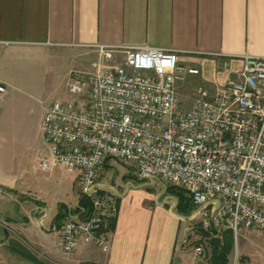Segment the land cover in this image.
<instances>
[{"label":"crops","instance_id":"obj_1","mask_svg":"<svg viewBox=\"0 0 264 264\" xmlns=\"http://www.w3.org/2000/svg\"><path fill=\"white\" fill-rule=\"evenodd\" d=\"M99 46L176 51L180 64L199 70L183 85L198 84L187 98L201 85L212 94L241 69V56L264 57V0H0V84L5 88L0 97V232L5 238L0 250L24 251V243H34L41 249V264H206L205 247L201 263L193 257V245L201 243L191 245L195 239H188L186 218L157 192L146 202L136 188L125 185L122 193L100 180L117 193V212L101 228L109 248L80 244L69 255L60 249L59 229L67 218H86L75 184L73 199L65 195L59 207L41 196L36 201L43 206L24 201L33 176L41 170L48 176L58 167H40L46 153L40 120L58 100L50 102L49 96L65 95L69 73L90 70ZM204 68L212 78L203 85ZM35 223L41 227L38 238L16 239L15 230L35 238L30 229Z\"/></svg>","mask_w":264,"mask_h":264},{"label":"built area","instance_id":"obj_2","mask_svg":"<svg viewBox=\"0 0 264 264\" xmlns=\"http://www.w3.org/2000/svg\"><path fill=\"white\" fill-rule=\"evenodd\" d=\"M97 51L90 70L68 75L73 100L52 102L39 124L46 146L41 169L78 171V196L90 205L85 220L67 218L60 227L62 253L80 244L108 250L101 228L117 212V193L98 177L110 159L128 164L141 180L188 192L189 220L198 218L204 232L229 230L236 237L245 228L264 234V57L241 56L234 76L212 94L198 87L183 106L178 90L199 70L180 64L176 51ZM203 248H192L198 263Z\"/></svg>","mask_w":264,"mask_h":264},{"label":"rangeland","instance_id":"obj_3","mask_svg":"<svg viewBox=\"0 0 264 264\" xmlns=\"http://www.w3.org/2000/svg\"><path fill=\"white\" fill-rule=\"evenodd\" d=\"M114 59L116 61L115 64H119L117 55H114ZM179 61V57H178ZM180 62V61H179ZM181 63L187 64L188 61H181ZM78 63L75 65L77 67ZM106 66L112 65V62L106 63ZM88 68V67H87ZM212 70L209 69V71ZM204 74L203 77L201 76L202 80L199 83H202L203 85L205 82H211L212 74L209 76L207 74V69H203ZM189 79V78H188ZM188 81V80H187ZM197 83H191L190 86H183V88L179 89V95L183 96L181 97V102L183 106H189L191 103V100L193 98H187L191 94V91L195 86H197ZM202 86V85H201ZM193 87L192 89H189ZM53 93L49 96V101L51 102L53 99L56 100H73V97L68 95L67 93L62 95V93ZM49 172V171H48ZM77 171H74L73 174L66 173L62 168L59 166L52 171L48 176L46 175V171H42L38 173L39 176H36L32 178V184L31 189L32 192L29 193V197H23L26 200H32L30 201L31 204L34 205V203L37 205L40 201H36L37 196H41V201L45 202L47 205H54L57 204V207L61 206L62 199H64L66 196H71L70 199H73L72 196V183L75 184V190L77 187V190L79 189L80 185V178L77 175ZM100 176L98 177L99 180H104L107 184L113 185L117 188V190H122L121 192L124 193L125 185H128L129 189L136 188L135 193H141L144 197V200L146 202H151V198L154 192L159 194L160 201L167 198V201H169L167 204L169 206L174 205V209L176 210L177 205V199L169 194V192L166 190L165 186H169V184L162 185L158 182H154L153 185H149V183H138L137 181H143L138 178L134 172V170L126 163L117 160V159H110L106 161L104 164L102 170L100 171ZM128 176V178L126 176ZM125 177V178H124ZM127 178V179H126ZM120 185V186H119ZM148 186V187H147ZM133 190L130 192L132 193ZM64 197V198H62ZM31 198V199H30ZM68 199V200H70ZM155 202V200H153ZM41 203V202H40ZM117 203V202H116ZM41 206L43 204L41 203ZM66 206V205H65ZM64 209V207H61ZM190 216V215H189ZM189 216H184L187 220V225L191 228V234H189L188 239H195L193 242H191V245L196 243L203 244V247H205V250L207 251V257L209 254V244L208 239L206 237H203V235L200 232H197L198 229H200L202 232H204L200 228L199 219L196 218L194 220H189ZM30 228L32 231L34 237H29L28 235H25L23 232H18L15 230V236L16 239H19L20 241L26 240V239H36L39 237L38 229L41 227L37 226V224L31 225ZM2 229V228H1ZM41 230V229H40ZM60 237V234H59ZM0 239H5L2 233V230L0 232ZM232 242H233V250L231 255L229 256V263L230 260H232L231 264H264V234L259 230H252V229H245L241 228L238 231V234L236 237L232 236ZM29 243V242H28ZM24 245L27 247L24 250L25 254H20L17 252L16 249H8L7 247H1L0 250V261L1 258L7 257L9 259V262L3 261L0 264H41V249L37 247L34 243L27 244L24 243ZM39 246V245H38ZM195 246V245H193ZM14 247H16V244L14 243ZM40 247V246H39ZM27 252L33 257V262L26 259ZM11 257V258H10ZM228 263V264H229ZM68 264V263H63ZM176 264V263H172ZM206 264H209L206 262Z\"/></svg>","mask_w":264,"mask_h":264},{"label":"trees","instance_id":"obj_4","mask_svg":"<svg viewBox=\"0 0 264 264\" xmlns=\"http://www.w3.org/2000/svg\"><path fill=\"white\" fill-rule=\"evenodd\" d=\"M166 190L177 199L176 205V212L180 216H189L193 206L191 202V198L188 192L179 189L174 186H167ZM79 209L81 210V214L84 215L83 217H87L90 213V205L86 199L79 200ZM67 217V213L59 215L58 220L65 219ZM200 232L203 237H206L209 241V254L207 257L209 264H228L229 263V256L232 251V232L226 230L220 236H216L215 232L207 233L202 232L200 229L197 230ZM216 236V237H215ZM20 254H25V251H18ZM207 254V251H206ZM33 262V257L28 254L26 257Z\"/></svg>","mask_w":264,"mask_h":264}]
</instances>
